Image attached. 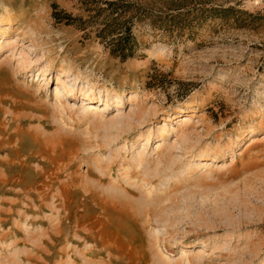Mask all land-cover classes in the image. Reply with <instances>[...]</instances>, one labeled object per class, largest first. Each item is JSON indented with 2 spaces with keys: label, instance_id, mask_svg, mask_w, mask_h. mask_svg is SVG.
<instances>
[{
  "label": "rangeland",
  "instance_id": "374dc122",
  "mask_svg": "<svg viewBox=\"0 0 264 264\" xmlns=\"http://www.w3.org/2000/svg\"><path fill=\"white\" fill-rule=\"evenodd\" d=\"M0 264H264V0H0Z\"/></svg>",
  "mask_w": 264,
  "mask_h": 264
},
{
  "label": "trees",
  "instance_id": "16d2710c",
  "mask_svg": "<svg viewBox=\"0 0 264 264\" xmlns=\"http://www.w3.org/2000/svg\"><path fill=\"white\" fill-rule=\"evenodd\" d=\"M131 39L132 36L130 32L127 31H121L118 33L116 37L112 38V51L115 53H120L124 57H128L130 55L134 54V51L132 50L131 46ZM127 51V52H126Z\"/></svg>",
  "mask_w": 264,
  "mask_h": 264
},
{
  "label": "bare ground",
  "instance_id": "6f19581e",
  "mask_svg": "<svg viewBox=\"0 0 264 264\" xmlns=\"http://www.w3.org/2000/svg\"><path fill=\"white\" fill-rule=\"evenodd\" d=\"M63 89H64V90H67V86L64 85V86H63ZM63 89H62V90H63ZM69 90H70V89H69ZM57 93H61V89H60V88H58V92H57ZM130 210H131V209H130ZM137 211H138V210H135V213H133V214H134L133 216H136V215H137L136 217H138V214H136V213H138ZM129 212H130V211H129ZM132 212H134V211L132 210ZM132 212H131V213H132ZM135 214H136V215H135Z\"/></svg>",
  "mask_w": 264,
  "mask_h": 264
}]
</instances>
